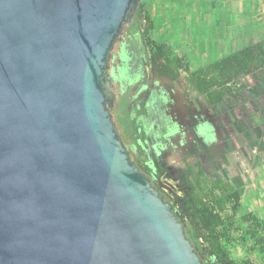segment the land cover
<instances>
[{"label": "water", "instance_id": "water-1", "mask_svg": "<svg viewBox=\"0 0 264 264\" xmlns=\"http://www.w3.org/2000/svg\"><path fill=\"white\" fill-rule=\"evenodd\" d=\"M141 2L0 0V264H203L105 105Z\"/></svg>", "mask_w": 264, "mask_h": 264}, {"label": "flooded vegetation", "instance_id": "flooded-vegetation-1", "mask_svg": "<svg viewBox=\"0 0 264 264\" xmlns=\"http://www.w3.org/2000/svg\"><path fill=\"white\" fill-rule=\"evenodd\" d=\"M137 14L122 24L103 74L114 130L134 166L184 224L203 264H231L229 254L209 255L198 217L202 204L209 206L211 189L220 195L216 187L229 186L240 201L242 192L255 191L264 151V92L257 86L242 102H212L190 74L156 58ZM250 81L251 89L257 82Z\"/></svg>", "mask_w": 264, "mask_h": 264}, {"label": "trees", "instance_id": "trees-1", "mask_svg": "<svg viewBox=\"0 0 264 264\" xmlns=\"http://www.w3.org/2000/svg\"><path fill=\"white\" fill-rule=\"evenodd\" d=\"M137 17L144 23V34L147 39L152 40L150 36L152 25L144 2H141ZM152 45L156 58L164 60L167 65L178 70L186 69L188 73L187 66L182 64V58L175 55L168 44L152 40ZM189 74L197 84L198 90L208 95L212 102H227L226 99L234 100L237 103L242 102L247 96L252 97L257 86L264 92V40H258L242 49L234 50L219 61L196 69ZM253 79L257 85L250 89V80ZM216 188L220 190V195H215V189L209 190V206L203 203L200 210L201 216L198 217L202 237L209 242V255L226 257L229 254L227 247L236 240L235 235H238L239 239L243 238L240 240L241 243H245L246 235H249L257 245V248L251 247L249 250L252 253L263 252L264 237L257 236L258 228L264 227L263 223L258 221L254 215H248V220L255 224L254 228L253 226L251 228L254 230L253 234L251 232L243 233L239 227L237 230L233 229L231 223L233 218L226 217L223 212L229 204L231 211L236 213L237 208L241 206L239 194L229 186L228 188L219 186ZM228 220L229 222H227ZM220 260L222 261V259ZM228 262L231 264H256L251 258H244L239 262Z\"/></svg>", "mask_w": 264, "mask_h": 264}, {"label": "rangeland", "instance_id": "rangeland-1", "mask_svg": "<svg viewBox=\"0 0 264 264\" xmlns=\"http://www.w3.org/2000/svg\"><path fill=\"white\" fill-rule=\"evenodd\" d=\"M142 2L146 5L151 21L152 40L173 46L170 47L175 55L182 58V64L187 66L188 74L213 62L200 57L207 55L209 30L219 29L209 28L211 25L216 26V21L230 20L236 21L237 24L238 21H242L240 11L234 10L233 5L229 10L226 9L227 0H142ZM234 33L238 36L239 29L235 28ZM246 43L245 46L252 44L249 41ZM185 71L186 69L182 68L183 74H186ZM260 173L261 183H257L255 191L247 189L245 195L243 192L240 194L244 201H240L241 206L237 208L236 213L231 211L229 204L223 212L226 217L233 218L231 222L233 229L237 230L239 227L243 233H254L251 228L252 226L254 228L255 224L248 220L250 213L257 215L258 221L264 225V151ZM235 236L236 240L228 247L231 261L239 262L244 258H251L256 264H264V251L252 253L249 250L251 247L257 248L256 242L249 235H246L245 243L240 242L243 238ZM257 236L264 237V227L258 228Z\"/></svg>", "mask_w": 264, "mask_h": 264}, {"label": "crops", "instance_id": "crops-1", "mask_svg": "<svg viewBox=\"0 0 264 264\" xmlns=\"http://www.w3.org/2000/svg\"><path fill=\"white\" fill-rule=\"evenodd\" d=\"M225 5L227 10L233 5L234 10L240 11L242 21H238V24L230 20L216 21V26L209 27L219 28L218 31L209 30L207 55L200 56L213 61L209 64L219 61L234 50L244 48L246 41L253 44L264 40V0H227ZM235 28L239 29L238 36L234 33ZM261 179L260 175L257 183H261ZM255 217L258 218L257 215Z\"/></svg>", "mask_w": 264, "mask_h": 264}]
</instances>
